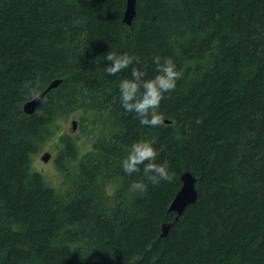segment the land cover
Wrapping results in <instances>:
<instances>
[{
	"label": "trees",
	"instance_id": "16d2710c",
	"mask_svg": "<svg viewBox=\"0 0 264 264\" xmlns=\"http://www.w3.org/2000/svg\"><path fill=\"white\" fill-rule=\"evenodd\" d=\"M125 9L0 0V264H264V0H137L132 26ZM109 51L138 62L108 75ZM156 56L181 77L149 127L122 107L119 82L133 67L153 78ZM57 79L26 114L25 84L38 80L41 94ZM71 117L78 129L54 145L57 188L34 160ZM153 139L174 173L156 186L143 166L121 167L134 142ZM187 171L198 201L176 220ZM141 180L147 191L132 193Z\"/></svg>",
	"mask_w": 264,
	"mask_h": 264
},
{
	"label": "clouds",
	"instance_id": "9594fccd",
	"mask_svg": "<svg viewBox=\"0 0 264 264\" xmlns=\"http://www.w3.org/2000/svg\"><path fill=\"white\" fill-rule=\"evenodd\" d=\"M106 61L110 64L105 67V72L111 76H117L128 69L137 58L127 53L117 54L109 51L104 54ZM157 65L155 75L151 79H145L146 73L133 67L131 78L121 79L119 82L120 102L122 107L130 113H135L141 125L149 127H159L163 124V116L159 113L161 101L164 93L171 92L176 87L177 80L180 79L181 73L177 71L176 65L171 58L163 59L160 56L153 58ZM35 83V87H33ZM25 88L30 89L32 98L39 99L40 92L39 81H29ZM46 102V101H44ZM155 139L140 140L134 142L127 155L121 161V167L124 173L132 175L139 173L141 166L146 174L148 182L156 186L163 181H169L174 177L170 173L167 163H157V151L154 148ZM148 184L143 180L133 181L130 185L132 193H145Z\"/></svg>",
	"mask_w": 264,
	"mask_h": 264
},
{
	"label": "water",
	"instance_id": "95a60500",
	"mask_svg": "<svg viewBox=\"0 0 264 264\" xmlns=\"http://www.w3.org/2000/svg\"><path fill=\"white\" fill-rule=\"evenodd\" d=\"M136 6L137 0H126V9L124 12V22L128 26H132L133 20L136 17ZM62 83L61 79L54 80L49 87L40 94L39 99H31L26 102L23 106V110L28 115H33L36 113L38 108L42 105L46 95L53 89L58 88ZM170 121L165 120V123H169ZM72 129L75 132L78 129V121L73 120L71 122ZM52 158V154L50 152H45L41 159L48 163ZM181 188L173 199L169 211L177 214L176 220H178L186 211V209L192 205H194L198 201V179L195 177L190 171L184 172L181 176ZM169 225H165L163 227V234L166 235L169 230Z\"/></svg>",
	"mask_w": 264,
	"mask_h": 264
},
{
	"label": "rangeland",
	"instance_id": "374dc122",
	"mask_svg": "<svg viewBox=\"0 0 264 264\" xmlns=\"http://www.w3.org/2000/svg\"><path fill=\"white\" fill-rule=\"evenodd\" d=\"M72 119L68 121L67 124L64 125V127L60 130V132L58 133L57 137L52 140L51 143L48 144V146L43 150V152L41 154H39L35 160H34V167L36 170L40 171L47 179V181H49L52 185L56 186L57 188H59L61 186V181H62V176L61 173L58 169V167L55 164V150H54V145L55 142L57 140V138L59 137V135L63 134L64 132L67 133H71L72 131V126H71V121L72 120H77L73 117H71ZM63 129H65L64 131H62ZM84 134L87 133H81L78 132L77 135L80 136V143L85 141V138H87L89 140V137L85 136ZM91 145V142L89 141L87 144H85L83 147L84 148H89ZM45 152H50L52 154V159L49 163H45L42 159L41 156L45 153Z\"/></svg>",
	"mask_w": 264,
	"mask_h": 264
},
{
	"label": "flooded vegetation",
	"instance_id": "af4514ba",
	"mask_svg": "<svg viewBox=\"0 0 264 264\" xmlns=\"http://www.w3.org/2000/svg\"><path fill=\"white\" fill-rule=\"evenodd\" d=\"M49 163V162H48Z\"/></svg>",
	"mask_w": 264,
	"mask_h": 264
}]
</instances>
